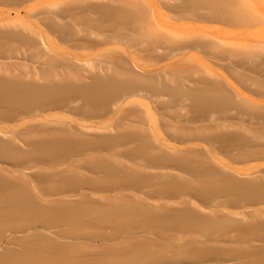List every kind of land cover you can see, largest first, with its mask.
I'll use <instances>...</instances> for the list:
<instances>
[{
  "label": "bare ground",
  "instance_id": "bare-ground-1",
  "mask_svg": "<svg viewBox=\"0 0 264 264\" xmlns=\"http://www.w3.org/2000/svg\"><path fill=\"white\" fill-rule=\"evenodd\" d=\"M0 4L23 10L26 17L0 20V54L15 58L23 47L45 67L40 83L26 80L28 73L17 64L6 67L22 71L0 75V123H19L27 116L35 121L22 130H9L3 134L7 139L0 140V239L26 235L29 239L10 242L55 254H33L26 247L1 255L0 264H264L263 175L241 179L216 158L257 161L264 154V129L241 125L232 132L226 127L239 115L262 123L264 104L230 93L210 78L211 71L195 53L184 55L197 51L215 59L219 36L212 37L203 26L155 23L165 16L163 11L186 22L257 23L264 17V0ZM38 26L57 32L65 42L80 32L93 35L96 41L77 42L95 49L94 57L81 65L57 61L55 54L35 45ZM123 44H132L129 49L137 45V58L162 51L175 60L150 76H139L118 55ZM227 44L226 51L241 57L238 67L250 63L258 69L256 58L264 63V48L258 43H250L248 50L239 40ZM132 94L153 99L160 112L159 128L169 141L217 148L202 151L190 144L178 149L157 143L142 129L95 134L80 124L108 116ZM146 114L145 109H131L123 119L141 123ZM64 115L75 120L64 121ZM125 122L120 130L128 126ZM96 129L104 131L99 125ZM131 143L136 145L124 151L126 160H116L124 158L119 148ZM77 248L90 249V255L70 257Z\"/></svg>",
  "mask_w": 264,
  "mask_h": 264
},
{
  "label": "rangeland",
  "instance_id": "rangeland-1",
  "mask_svg": "<svg viewBox=\"0 0 264 264\" xmlns=\"http://www.w3.org/2000/svg\"><path fill=\"white\" fill-rule=\"evenodd\" d=\"M158 12H160L158 10ZM165 16H160L156 18V25L159 27L160 24L168 25V26H176L182 23V25H191V26H203L202 29L210 31V35L212 37H216L214 35H217L216 43L220 46L219 50H216V56L215 59H207L203 55H201L197 51H188L184 55H189L190 53H195V58L200 60L207 69H209L212 73V76L210 78H214L217 82L225 85V87L228 89V91L232 94L238 95L239 98H246L250 100L253 103L257 104H264V63H260V59L256 58L253 61L259 63L258 69H252L249 67V64L242 65L240 67L237 66L236 61L238 58H241L240 56H235L234 53L226 51L228 44L227 43H234V41H242L245 43L244 49L248 50L247 47L250 45V43H258L262 48H264V17L261 18L257 23H253L250 21L244 22V23H238L235 25L232 24H225L222 25L220 23H202V21H197L195 19H192L190 22H186L183 20H178L175 18H171L168 13L163 11ZM23 10L18 12L17 10L13 9L12 7H9L7 5H1L0 4V20L2 21H8L10 19H14L17 17H24ZM171 22L177 23L173 24ZM198 29V28H197ZM37 35L35 36V45L39 48V50L43 53H46L48 55L55 54L57 61H69L76 65L85 64L84 60H89L94 57L95 49L87 47L86 45L81 44V40H89L90 42L96 41V38L93 35H86L84 32H80L77 34L78 36L74 37V39L71 42H65L62 37L57 32H50L42 27H36ZM132 45V44H130ZM130 45H121V49H118V55L122 57L127 64L128 70L132 73H135L139 76H150L152 73H154L155 69L160 67H164L167 63H173L175 58L170 59L169 57H164V52L158 51L157 53H154L153 55L146 56L145 58H137V55L133 54L135 52H138V46L135 45L129 49ZM82 46V47H80ZM85 47V48H83ZM126 47V50L124 49ZM219 53V54H218ZM90 62V61H89ZM88 62V63H89ZM17 64L19 66H23V68L28 73L26 77H24L26 80L29 78L34 79L37 82H41L40 79H42V69L45 68L42 66L37 60L30 58L29 51L25 50L23 47L20 50V53L16 55L15 58H7L4 55L0 54V75H6L9 76V74L12 73H18V71H22L21 68L18 70H13L12 68H7L8 64ZM55 70L60 74L61 73V66H54ZM8 70L7 72L5 71ZM11 69L13 71H11ZM12 73H10V72ZM9 73V74H8ZM12 76V75H11ZM10 76V77H11ZM1 77V76H0ZM4 77V76H3ZM187 87H192L193 85L189 83H185ZM131 109H145L147 111V114L142 117V122L139 123L135 119H131L129 122H125L123 117L126 111H129ZM240 116V115H239ZM234 117L232 119V123L236 124L231 126L232 128L235 127L236 130L240 129L241 125L242 128L248 129V130H261L264 129V121L261 120L260 122L258 119L256 121L251 122V118L240 116L242 118V121L240 122V117ZM237 120H236V119ZM248 118V119H247ZM245 122L243 123V121ZM31 116H27V118L21 120L19 123H0V140L7 139V133L9 130H22L23 127L30 126L35 124V121H32ZM69 120H75L74 117L70 115H64V121ZM255 120V119H253ZM252 120V121H253ZM178 120L175 119L173 122L177 123L179 125H185L184 122L178 123ZM93 123L90 124L89 121H86L85 123H82L80 121V124L88 125L94 129L95 134H110V135H117L118 133H123L124 131H138V129H142V131L148 136H152L154 140L157 143H160L167 147H175L178 149H183L184 147L194 144L196 145V149L207 147H215L216 145L209 146V144L201 143V142H193V143H185V144H179L175 143L173 141H169L167 138V133L160 127L159 125L161 123V117L160 112L155 107V104L153 103V99L149 98L148 96H141L139 94H132L129 96L124 97L121 99L118 103V106L107 116H102L92 121ZM125 122L128 123L124 129L120 130V125ZM258 122V124H257ZM240 124V125H239ZM99 125L102 127L104 131L97 130L96 126ZM226 126V125H225ZM229 130H233L230 126ZM254 128V129H253ZM134 129V130H129ZM227 129V128H226ZM227 129V130H228ZM256 131V130H255ZM227 132V131H226ZM154 142V144L157 145V143ZM187 144V145H186ZM207 144V145H206ZM136 143H131L129 145H124L123 147L119 148L123 152L124 158H116V160H126L125 150H128L130 148H134ZM171 145V146H170ZM204 146V147H203ZM259 149V148H258ZM256 149L257 152L261 151V149ZM204 150V149H203ZM202 150V151H203ZM255 150V149H254ZM264 150V149H263ZM163 151H165L163 149ZM256 152V153H257ZM258 152V153H259ZM261 153V152H260ZM263 153V152H262ZM110 156L109 154H107ZM259 156L258 154H256ZM264 154H260V156ZM259 160L257 157V161L251 160V161H240L236 163L235 159L229 158L228 156L219 155L216 156L218 158V162L221 165V162L226 165L227 168H233V172L236 176L239 174L241 176V179H251L257 177L264 178V159L263 157ZM111 157V156H110ZM114 158V157H111ZM232 159V160H230ZM235 163H234V162ZM222 166H225L223 165ZM236 170V171H235ZM228 171V170H226ZM230 172L229 173H233ZM27 173V172H24ZM239 173V174H237ZM75 199V198H74ZM2 221H0V224ZM29 239L26 235H8L3 236L0 239V256L7 253V252H15L20 253L24 252L26 247L30 249V251L33 252V254H38L42 252L44 256H48L50 258H54L55 254L51 252V249L45 250V248H41L38 246H24V245H14L10 241H23L26 239ZM34 242V241H32ZM35 243V242H34ZM91 250L90 249H84V248H77L72 251V253L69 254L72 258H79V257H86L90 255Z\"/></svg>",
  "mask_w": 264,
  "mask_h": 264
}]
</instances>
